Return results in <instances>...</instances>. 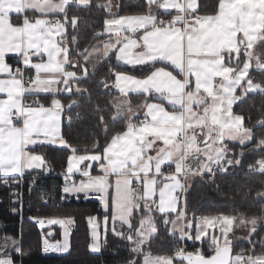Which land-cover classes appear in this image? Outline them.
Instances as JSON below:
<instances>
[{
    "label": "crops",
    "instance_id": "obj_1",
    "mask_svg": "<svg viewBox=\"0 0 264 264\" xmlns=\"http://www.w3.org/2000/svg\"><path fill=\"white\" fill-rule=\"evenodd\" d=\"M72 2L86 6L91 0H0V178L48 173L37 149L67 145L64 107L40 103L37 97L52 95L58 100L62 91L71 93L72 82L80 78V69L72 68L68 47L60 43L66 25L46 24L64 14ZM146 2L147 12L135 15H116L119 0L106 3L111 16L106 19L105 39L95 46L94 54V47L88 52V58L114 54L116 62L127 68L154 67L145 73L128 69L116 73L112 86L118 95L112 104L116 117L126 121V129L101 152H72L63 177L74 180L63 192L69 198L95 199L102 206L101 222L97 216L87 219L92 253L101 252L108 228L119 234L120 226L129 227L140 206L166 214L172 232L184 239L209 238L219 252L248 239L256 225L250 220L240 223L243 218L209 216L208 237L187 238L181 233L189 230L188 222L194 219L186 216L185 196L191 180L223 164L228 141L249 139L244 118L233 107L242 95L263 91L249 74L264 65V0H220L212 16L196 13L199 0ZM10 59L33 76L32 85L14 75ZM135 181L141 184L137 192L132 190ZM219 220H228L224 233ZM35 221L40 228L60 229V239L42 238L44 255L69 253L74 218ZM151 221V215H145L135 236H145L143 232L152 229L155 235ZM13 253L22 254L19 240L0 236V264H19L13 261ZM175 255L171 256L174 263ZM229 264H264V254L246 258L236 253Z\"/></svg>",
    "mask_w": 264,
    "mask_h": 264
},
{
    "label": "trees",
    "instance_id": "obj_2",
    "mask_svg": "<svg viewBox=\"0 0 264 264\" xmlns=\"http://www.w3.org/2000/svg\"><path fill=\"white\" fill-rule=\"evenodd\" d=\"M109 1L91 0L86 6L72 2L59 17L67 29L64 36L60 37V43L68 47L72 68L80 69V78L72 82L71 93L61 92L57 97L69 114L63 126L66 147L42 146L37 149L46 160L48 173L28 172L37 175V179L33 190L29 192L27 187L24 189L22 198L12 195L20 178L9 179L8 185L0 184V236L7 235L19 240L22 254H12L15 263L142 264L146 254L174 256L173 248L179 245L175 241L178 235L172 232L169 222H166L168 216L146 211L140 206L135 208L129 227L120 226L119 234L108 228L101 252L92 253L89 249L87 219L97 216L101 222L105 215L102 206L95 199L69 198L62 189L63 173L72 152L86 154L94 149L101 152L114 135L126 129V121L116 117L112 104L118 95L112 86L116 73L122 69L145 73L154 67L148 66L145 71L127 68L116 62L114 54L98 59L95 67L91 65L87 55L105 39L103 31L106 19L111 16L106 9ZM219 3L220 0H199L196 13L202 16L215 15ZM148 7L146 0H119L116 15L143 14ZM83 68L87 69L85 74ZM249 77L263 91L242 95L233 107L235 113L243 116L249 139L227 142L224 162L215 169L213 179L209 172L189 182L185 212L188 218L194 220L202 219L203 216L227 215L253 222L256 225L253 234L246 240L233 242L228 248L231 256L238 253L253 258L264 254V65L261 70L252 69ZM55 100L52 95L37 97L38 102L48 105H54ZM181 204L180 198L179 208ZM148 214L154 218L156 234L143 245L142 252L137 253L133 250L130 237L135 235L142 219ZM40 217L74 218L75 230L69 253L59 256L42 253L43 237L58 240L61 236L57 227L40 228L33 220ZM184 244L187 254L198 250L202 260L212 259L217 254L209 238L201 242L185 239Z\"/></svg>",
    "mask_w": 264,
    "mask_h": 264
},
{
    "label": "rangeland",
    "instance_id": "obj_3",
    "mask_svg": "<svg viewBox=\"0 0 264 264\" xmlns=\"http://www.w3.org/2000/svg\"><path fill=\"white\" fill-rule=\"evenodd\" d=\"M95 50H96V47H94L91 50V55L96 52ZM90 62H91V65L93 67H95L97 65V63H98V60H96V59L93 60V58H92ZM220 216L222 217V219H225V216H227V215H220ZM151 218H152V221H153V222L152 221L151 222L152 223H155L154 218H153L152 215H151ZM202 218H203V221L202 222H195L194 220L189 221L188 222L189 230L186 233H184V232L181 233V231H182L181 230L182 229L181 228V224H179V226H178L177 229H178V231H180V233L182 235L186 234V237L187 238H190L192 240H199V239L203 238L204 236L205 237H208V235H209L208 229H210V227H209L210 225L209 224L211 223V221H210L209 216H203ZM33 220H34V218H33ZM239 220L241 221V219H239ZM246 220L247 219H245L244 221L242 220L240 223L244 224ZM178 222L180 223V221H178ZM246 223H248V221ZM217 225L220 227L219 229L222 230L223 233L226 232L228 230V227H229L228 226L229 225L228 224V220H224V221L219 220ZM173 228H174V226H172L171 229L173 230ZM246 231H247V229H246ZM213 232H214V229H212V235H214ZM143 233H145V236L142 235V234H140L137 237V236H135L136 233H135L134 236H132L133 250L135 252H137V253L142 252L143 245L154 235V229H152V230H146ZM194 235H195V237H194ZM135 237H136V239H135ZM135 240H138V241L135 243L134 242ZM143 240H145L144 241L145 242L144 244H142ZM216 253H218V251ZM172 257L171 256H165V255L164 256H159V255L146 254L144 256V258H143V263L142 264H198L199 260H201V256H198V255H196L194 253L177 254L175 256V258L177 260L185 259L186 261H184V262L176 261L174 263ZM132 264H136V263L133 262Z\"/></svg>",
    "mask_w": 264,
    "mask_h": 264
},
{
    "label": "built area",
    "instance_id": "obj_4",
    "mask_svg": "<svg viewBox=\"0 0 264 264\" xmlns=\"http://www.w3.org/2000/svg\"><path fill=\"white\" fill-rule=\"evenodd\" d=\"M60 18L59 17H51L48 21H47V26L49 27H53L56 26L59 22H60ZM12 67H13V72L14 75L21 78L24 82V84L26 85H32L34 83V79L33 76L26 72L24 70V68L19 64V62L17 60L14 59V61L12 62ZM62 116L64 119H68L69 118V114L66 111V109H63L62 111ZM147 121L146 120H142V123L145 124ZM214 172H215V168H213V170L211 171V178H214ZM37 179V175L35 174H24L20 180L17 182L16 184V188L12 191V195L18 197V198H22L23 197V191L24 189L27 187L28 191L30 192L31 190H33L35 182ZM73 177H64V185L62 187V189L64 190L66 184H70L73 182ZM0 184H4V185H8L9 184V179L7 178H0ZM141 189V184L139 181H135L134 184L132 185V190L134 192H137ZM150 204V202H148V205ZM35 220V218H34ZM197 220H201V218H198ZM175 241L179 243V245H177L176 247L173 248V251L175 254H187L186 251V246L184 244L185 239L183 237L177 236L175 237ZM194 254L198 255L199 251H195Z\"/></svg>",
    "mask_w": 264,
    "mask_h": 264
},
{
    "label": "water",
    "instance_id": "obj_5",
    "mask_svg": "<svg viewBox=\"0 0 264 264\" xmlns=\"http://www.w3.org/2000/svg\"><path fill=\"white\" fill-rule=\"evenodd\" d=\"M54 105L61 106L58 100L54 101ZM230 258L231 252L229 251V249H223L222 251H219L214 258L208 260L201 259L199 260L198 264H229Z\"/></svg>",
    "mask_w": 264,
    "mask_h": 264
}]
</instances>
